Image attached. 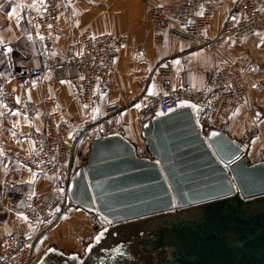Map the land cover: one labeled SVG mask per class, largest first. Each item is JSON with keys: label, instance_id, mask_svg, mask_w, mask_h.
Returning a JSON list of instances; mask_svg holds the SVG:
<instances>
[{"label": "crops", "instance_id": "crops-1", "mask_svg": "<svg viewBox=\"0 0 264 264\" xmlns=\"http://www.w3.org/2000/svg\"><path fill=\"white\" fill-rule=\"evenodd\" d=\"M181 0H69L74 9L71 23L59 18L62 30L56 44L45 49L38 40L33 17L43 0H0V91L15 97L16 106L0 101V245L12 233L34 230L23 213L27 191L45 192L53 189L52 179L24 167L19 156L32 149L30 135L42 128L39 118H29L21 109L27 100L41 104L59 126L63 135L75 141L72 163L83 166L94 140L92 129L86 126L91 118L105 116L110 104L120 109L116 120L122 126L121 135L147 156L142 138L139 111L144 95L160 91L155 76L150 80V68L168 58L172 65V87L191 91L203 90L216 61L230 60L243 67L246 75V103L226 107L212 125L203 127L223 131L242 143L248 138L247 159L262 161L264 156V33L255 32L240 40H227L214 54L204 47H193L176 38L153 40L152 25L146 11L150 5L177 3ZM232 0H222L216 7L208 36L215 35L230 11ZM81 30L93 34L124 35L125 42L115 59L112 81L115 88L104 92L93 108L84 105L75 79H56L48 69L38 87H31L25 71L33 64L47 67L61 58L68 47L78 48ZM250 60V61H246ZM139 105L140 107H137ZM248 107L250 108L248 110ZM89 211L79 206L68 208L55 223H43L35 251L44 255L49 249L68 253H84L93 240Z\"/></svg>", "mask_w": 264, "mask_h": 264}, {"label": "water", "instance_id": "water-1", "mask_svg": "<svg viewBox=\"0 0 264 264\" xmlns=\"http://www.w3.org/2000/svg\"><path fill=\"white\" fill-rule=\"evenodd\" d=\"M141 133L147 156L122 135L94 136L69 197L104 228L82 256L52 248L37 264H264V161L204 133L191 101Z\"/></svg>", "mask_w": 264, "mask_h": 264}, {"label": "built area", "instance_id": "built-area-1", "mask_svg": "<svg viewBox=\"0 0 264 264\" xmlns=\"http://www.w3.org/2000/svg\"><path fill=\"white\" fill-rule=\"evenodd\" d=\"M222 0H181L177 3L150 5L146 11L152 25L153 40L162 42L165 38H176L193 47H204L214 56L218 47L227 40H240L255 32L264 33V0H232L230 11L218 32L206 34L216 7ZM74 9L69 0H43L42 7L33 17L35 34L45 49L52 48L62 33L59 18L71 23ZM124 35L112 33L93 34L81 30L77 35L78 48L68 47L61 58H53L47 67L33 64L25 71L31 87H38L44 81L48 69L56 79H75L79 84L81 102L88 108L98 104L100 96L114 89L112 70ZM214 70L206 79L203 90L191 91L172 87L173 70L168 58L153 65L148 73L149 80L155 76L160 82V91L155 95H144L139 111L141 124L151 120L158 112L167 113L176 109L180 101L194 102L199 109V120L203 127L214 124L226 107L246 103V75L240 63L225 60L216 61ZM0 101L16 106L12 93L0 91ZM22 111L29 117H37L42 128L31 133L32 149L19 156L21 164L40 175L52 179L53 189L45 192L28 191L25 194L23 214L34 228L31 232L11 234L0 246V264H37L36 243L44 232L43 223L59 222L67 206L73 203L69 197V183L75 171L72 156L75 141L67 139L52 116L41 104L27 100ZM120 109L117 103L110 104L105 116L91 118L86 126L94 135L102 137L121 135L122 126L116 120ZM250 108L248 107V110ZM248 148V138L239 144ZM246 150V149H245ZM94 234L103 228L96 213L89 215Z\"/></svg>", "mask_w": 264, "mask_h": 264}, {"label": "rangeland", "instance_id": "rangeland-1", "mask_svg": "<svg viewBox=\"0 0 264 264\" xmlns=\"http://www.w3.org/2000/svg\"><path fill=\"white\" fill-rule=\"evenodd\" d=\"M247 62L248 61H250V60H246ZM206 132V131H205ZM136 150H137V153H138V155L139 156H143L144 155V153H143V151L142 150H140L138 147H136ZM260 160H262V161H264V156H262L261 155V157H260ZM250 161V164H252V163H254V162H252L253 160H249ZM258 162V161H257ZM74 168H75V166H74ZM76 170V169H75ZM28 192V191H27ZM26 192V193H27ZM25 193V194H26ZM24 206H25V203H24ZM24 206H23V209H24ZM72 206H76V205H74V204H72V205H69V206H67V209H66V211H68V208H70V207H72ZM22 213H23V210H22ZM66 213V212H65ZM24 215V214H23ZM65 215V214H64ZM88 215H90L89 213H88ZM25 217V216H24ZM64 217V216H63ZM26 219V218H25ZM89 220V219H88ZM27 221V220H26ZM27 223H28V221H27ZM89 223H90V221H89ZM29 224V223H28ZM30 225V224H29ZM31 226V225H30ZM91 226V225H90ZM32 227V226H31ZM24 233V232H23ZM12 234H22V233H12ZM11 235V234H10ZM37 244V243H36ZM1 246V245H0ZM83 255V253L82 254H80V256H82ZM38 256H40V257H42L41 255H39L38 254Z\"/></svg>", "mask_w": 264, "mask_h": 264}, {"label": "bare ground", "instance_id": "bare-ground-1", "mask_svg": "<svg viewBox=\"0 0 264 264\" xmlns=\"http://www.w3.org/2000/svg\"><path fill=\"white\" fill-rule=\"evenodd\" d=\"M240 144V143H239ZM242 144V143H241ZM246 149V150H245ZM245 149H243L244 151H245V157H246V155H247V152H248V148H245ZM94 237H95V235H94ZM93 237V238H94ZM38 255V254H37ZM43 256V255H42ZM41 259V257L40 256H38V262H39V260Z\"/></svg>", "mask_w": 264, "mask_h": 264}, {"label": "snow or ice", "instance_id": "snow-or-ice-1", "mask_svg": "<svg viewBox=\"0 0 264 264\" xmlns=\"http://www.w3.org/2000/svg\"><path fill=\"white\" fill-rule=\"evenodd\" d=\"M137 107H140L139 105H137ZM99 237H97V239H98ZM50 251H51V249H49Z\"/></svg>", "mask_w": 264, "mask_h": 264}, {"label": "trees", "instance_id": "trees-1", "mask_svg": "<svg viewBox=\"0 0 264 264\" xmlns=\"http://www.w3.org/2000/svg\"><path fill=\"white\" fill-rule=\"evenodd\" d=\"M246 158H247V155H246ZM248 161H249V158H248ZM249 163H250V161H249Z\"/></svg>", "mask_w": 264, "mask_h": 264}]
</instances>
